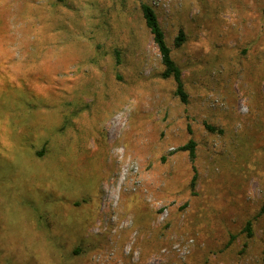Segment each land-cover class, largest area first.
Returning <instances> with one entry per match:
<instances>
[{"label": "rangeland", "instance_id": "rangeland-1", "mask_svg": "<svg viewBox=\"0 0 264 264\" xmlns=\"http://www.w3.org/2000/svg\"><path fill=\"white\" fill-rule=\"evenodd\" d=\"M263 201L264 0H0V264H264Z\"/></svg>", "mask_w": 264, "mask_h": 264}, {"label": "trees", "instance_id": "trees-1", "mask_svg": "<svg viewBox=\"0 0 264 264\" xmlns=\"http://www.w3.org/2000/svg\"><path fill=\"white\" fill-rule=\"evenodd\" d=\"M141 10H142V17L144 19V22L148 27L152 35L153 42L157 46L160 54L162 68L159 72V76L163 79H168V78L173 79L175 83L174 94L179 98L181 102L186 103L188 99V94L184 88V84L182 81V70L181 67L175 62V60L172 57L171 48L166 42L165 34L160 22L158 21L157 15L154 9L148 4L143 3L141 6ZM183 41H184V32L182 29H180L177 35L175 36L174 45L178 47L183 43ZM205 127L208 128V130L210 131L217 130L214 126L209 124H205ZM217 131L221 132L220 130ZM195 145H196L195 141L193 139H189L187 143H185L184 145L178 148L180 150L188 151L189 159L192 163L193 175L190 180L191 188L194 187L196 181V171H195V166L193 164L195 158ZM38 154H41V152L38 151ZM260 213H264V201L261 206ZM250 225H251V221L248 220L244 227L245 230L248 231L249 235L251 234Z\"/></svg>", "mask_w": 264, "mask_h": 264}]
</instances>
